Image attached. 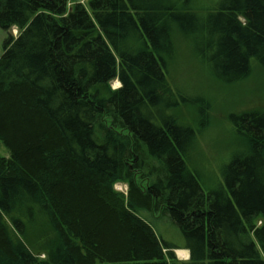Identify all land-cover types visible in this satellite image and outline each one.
Wrapping results in <instances>:
<instances>
[{
	"label": "trees",
	"instance_id": "1",
	"mask_svg": "<svg viewBox=\"0 0 264 264\" xmlns=\"http://www.w3.org/2000/svg\"><path fill=\"white\" fill-rule=\"evenodd\" d=\"M0 27L18 31L0 54V264H264V110L228 116L240 148L205 191L187 161L206 103L166 76L177 39L223 84L264 67V0H0ZM180 103L202 106L197 128Z\"/></svg>",
	"mask_w": 264,
	"mask_h": 264
},
{
	"label": "rangeland",
	"instance_id": "2",
	"mask_svg": "<svg viewBox=\"0 0 264 264\" xmlns=\"http://www.w3.org/2000/svg\"><path fill=\"white\" fill-rule=\"evenodd\" d=\"M202 4H212L218 0H199ZM89 7V0H81ZM71 2L68 3V6ZM11 33L16 36L15 27L6 31L0 27V54L4 40ZM182 40H175V48L168 59L166 72L175 92L199 98L206 103L207 124L197 132L195 146L189 153L188 166L198 172L202 188L205 191L224 185L222 170L234 153L240 148V142L231 132L228 116L245 110H264V67L252 68L251 74L237 83H220L209 69L195 59ZM208 69V70H207ZM118 80H112V88L119 87ZM200 104H179L172 114L179 123L197 128ZM0 153L6 149L0 142ZM115 188L126 191V185L116 184ZM157 231L162 237L177 246H183L184 238L180 230L171 221L155 219ZM178 260L188 257L186 249H173ZM44 257V255H40Z\"/></svg>",
	"mask_w": 264,
	"mask_h": 264
}]
</instances>
